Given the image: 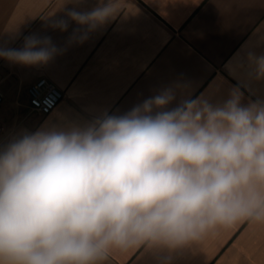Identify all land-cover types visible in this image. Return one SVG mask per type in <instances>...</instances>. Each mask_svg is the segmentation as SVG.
<instances>
[{
	"label": "clouds",
	"instance_id": "9594fccd",
	"mask_svg": "<svg viewBox=\"0 0 264 264\" xmlns=\"http://www.w3.org/2000/svg\"><path fill=\"white\" fill-rule=\"evenodd\" d=\"M115 0L70 18L94 29ZM54 28L67 30V21ZM50 37L0 57L46 64ZM264 76V55L253 57ZM172 89L123 115L43 127L0 145V264H106L113 253L174 250L218 229L264 225V101L200 97L172 109Z\"/></svg>",
	"mask_w": 264,
	"mask_h": 264
},
{
	"label": "crops",
	"instance_id": "0c3cea01",
	"mask_svg": "<svg viewBox=\"0 0 264 264\" xmlns=\"http://www.w3.org/2000/svg\"><path fill=\"white\" fill-rule=\"evenodd\" d=\"M109 0H0V48L21 49L25 37H50L58 53L46 64L0 57V145L43 127L85 126L123 115L172 89L175 99L223 104L264 101V0H115L118 10L94 29L68 13L91 12ZM67 21V30L54 28ZM40 79L64 95L49 115L32 110L29 89ZM106 264H264V225L218 229L174 250L113 253Z\"/></svg>",
	"mask_w": 264,
	"mask_h": 264
},
{
	"label": "built area",
	"instance_id": "2783aa9c",
	"mask_svg": "<svg viewBox=\"0 0 264 264\" xmlns=\"http://www.w3.org/2000/svg\"><path fill=\"white\" fill-rule=\"evenodd\" d=\"M30 103L33 111L43 115L51 114L63 101L64 95L58 88L47 79H40L29 89ZM4 101L0 93V107ZM4 132V126L0 122V137Z\"/></svg>",
	"mask_w": 264,
	"mask_h": 264
}]
</instances>
